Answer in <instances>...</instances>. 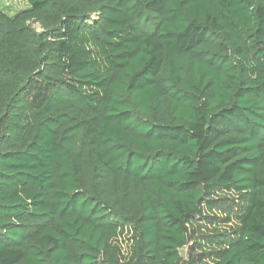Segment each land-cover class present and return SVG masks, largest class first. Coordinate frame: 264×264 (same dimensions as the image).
Segmentation results:
<instances>
[{
  "label": "trees",
  "instance_id": "obj_1",
  "mask_svg": "<svg viewBox=\"0 0 264 264\" xmlns=\"http://www.w3.org/2000/svg\"><path fill=\"white\" fill-rule=\"evenodd\" d=\"M25 1L0 264H264V0Z\"/></svg>",
  "mask_w": 264,
  "mask_h": 264
},
{
  "label": "rangeland",
  "instance_id": "obj_2",
  "mask_svg": "<svg viewBox=\"0 0 264 264\" xmlns=\"http://www.w3.org/2000/svg\"><path fill=\"white\" fill-rule=\"evenodd\" d=\"M28 4L25 0H0V10L10 17H13L17 13L26 10ZM29 26L35 30V32H41V28L37 24L29 23ZM184 250L182 251V254Z\"/></svg>",
  "mask_w": 264,
  "mask_h": 264
}]
</instances>
